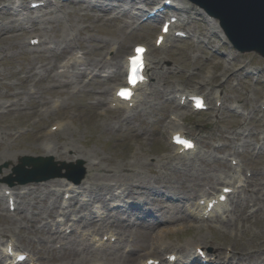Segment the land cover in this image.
<instances>
[{"label":"rangeland","instance_id":"obj_1","mask_svg":"<svg viewBox=\"0 0 264 264\" xmlns=\"http://www.w3.org/2000/svg\"><path fill=\"white\" fill-rule=\"evenodd\" d=\"M8 1L0 0V4ZM29 1L23 0L26 4ZM86 1L94 3L95 0ZM162 1L152 0L144 5L153 6ZM64 5L61 12H50L48 8L0 12V166L7 165L1 170L0 179L12 174V169L23 158L44 157L46 145H57L62 154L51 155L54 161L75 163L80 160L84 167L90 163L95 167V170H86L84 179L75 185L91 190L81 208V203L68 208L64 216L59 208L68 195L53 192L63 185L56 183L60 182L59 178L5 186L15 193H23L49 182V186L40 188L41 192L25 197L20 211H8L6 200H0V250L6 239L12 238L19 252L27 255L24 264H31L30 257L35 264H121V255L129 254L127 250L137 247L138 240L145 238L140 247L145 250L140 252L143 260L178 253L177 249L185 245L192 249L198 244L210 255L214 248L223 252L225 247L228 248L226 255L230 248L249 254L248 262L233 260L232 264H264V190L259 185L264 183V156L262 159L257 156L264 152V111L260 112L264 107V100H261L264 99V60L253 53L239 54L230 49L186 0L180 1L186 12L179 13L184 19L180 29L186 38L171 40L163 49L155 50L152 46L158 32L157 23L140 25L117 10L102 13L75 3ZM33 37L41 38L44 43L30 46L28 40ZM136 44H144L149 49L148 62L153 68L149 75L153 77L145 89L150 94L138 101L129 113L108 109L106 103L112 91L123 81L122 74L117 83L105 82L103 77L118 69L112 67L111 58L118 53L121 62ZM98 46L104 47L96 50ZM74 56L86 62L89 59L109 62L77 85L79 73L87 71L90 74L91 71L86 65L65 68V63ZM94 74L101 77L93 81ZM245 76L248 78L244 79ZM200 83L206 86L196 89ZM177 90L204 95L210 100V110L193 113L187 106L177 107L176 101L169 105V96ZM215 91H220L223 100L219 111L214 102ZM233 107L240 109L241 114L233 111ZM33 112L37 116L32 117ZM172 130L182 131L195 139L200 153L181 160L171 159L169 134ZM37 131L43 139L32 143L30 137ZM132 133H138L142 141L131 139ZM223 144L231 146L217 150ZM31 147L39 149L38 152ZM23 151L29 152L20 154ZM125 152L129 155L124 156ZM235 152L243 185L249 182V186L240 187L230 197L228 205L230 209L236 206L238 215L245 211L247 219L231 216L232 221L226 225L216 222L217 216L206 223L178 224L168 222L166 213L157 212L158 207L184 211L186 203L194 202L192 189L195 193L203 191L209 181L215 184L220 175L234 172L228 168L229 157H224ZM9 156L13 158L7 160ZM124 167L131 171H123ZM155 178L158 184L153 183ZM136 181H148L150 190L142 192L162 195V201L138 202L136 194L133 198L123 196L121 201H107L114 189ZM115 183L114 188L110 187ZM99 185L100 190L97 189ZM2 186L0 184V189ZM181 189L187 194L183 195ZM209 192L213 194L214 191ZM181 197L188 198L185 205L180 203ZM103 201L107 208L122 205L128 213L117 215L112 211L108 221L91 227L90 221L97 220L91 209L102 207ZM131 202L133 206L134 202L140 203L143 212H152V215L147 217L127 208ZM119 219H126L124 226L133 230L142 220L162 225L150 231L151 237L141 231L140 238L130 233L123 242L117 239L111 242L103 236L102 247L89 243V234L99 239L115 228H109L108 224H116ZM58 220L63 223L60 238L55 234ZM70 225L75 230H67ZM63 243L69 249L72 247L76 255H64L65 249L59 247ZM253 245L257 247L252 248ZM0 258L2 264H8L7 259Z\"/></svg>","mask_w":264,"mask_h":264},{"label":"bare ground","instance_id":"obj_2","mask_svg":"<svg viewBox=\"0 0 264 264\" xmlns=\"http://www.w3.org/2000/svg\"><path fill=\"white\" fill-rule=\"evenodd\" d=\"M23 1V0H21ZM44 3H43V6L42 7H49L51 5V0H43ZM109 0H96V2L100 3L99 5H96V4H91L89 7L91 9L95 8L97 9L98 11H104V12H109V11H115L113 10L114 8L111 7H107V5H105L106 2H108ZM119 1H125V0H119ZM149 0H129V4L134 6L136 9L135 10H139L140 11V8L139 7H136L137 5L143 3V2H148ZM174 1V0H173ZM104 3V4H103ZM171 4L172 6L177 9L178 11H181V12H184L186 11L185 8L181 7L179 4H177V1L175 2H172L171 1ZM6 8L8 9H14V8H20V7H24V4L22 2H19L17 3L16 1H8L7 5L5 6ZM208 20V25L210 27L211 30H214L216 33H218L219 35L221 34L220 33V30L217 26V23L212 20V19H209L207 18ZM181 19L179 18L178 19V22H180ZM177 23V22H176ZM175 24L171 25V26H174ZM33 31H35V28H33ZM11 33V32H10ZM166 38V37H165ZM165 43V42H164ZM164 43H162L161 47L164 46ZM104 46H98L96 48V50H102ZM156 46L154 45V48ZM153 48V49H154ZM118 54V53H117ZM117 54H114V56L111 58V64H112V67L114 68V66H117L118 69L116 71V73L112 74L111 72L109 74H107L104 78L105 82L109 83V82H117L119 81L120 79V76L123 72V69L126 67V59L123 60L121 62H119L118 59H120ZM114 61V63L112 62ZM107 60L105 61H102V60H90L89 59V62L86 63V65L89 67V70L91 71V73L94 72L95 69H103L105 68V65L107 64ZM157 64L159 63V60L156 61ZM83 64V60L78 57V56H74L72 57L69 61H67L64 65V67H69V66H72L71 68L73 69H76L75 67L77 65H81ZM146 64H147V71H151L152 70V67L150 66V64L148 63L147 59H146ZM89 76V73H87V71H83V72H80L79 75L77 77H79V79H77V85L81 84L83 82V79L84 78H88ZM151 76L153 77V74H151ZM97 78H99V76H97V74H94L92 76V80H97ZM148 78V76H147ZM118 89V88H117ZM117 89H115V92L117 91ZM115 92H114V95L112 96V98L109 100V102H107L106 104L108 105V109H111L112 106H115L117 108H122L124 109L126 112H129L130 108H129V103H125V102H122V101H119L116 97H115ZM145 92V90L143 89V87H138L137 90H136V95L133 97V99L130 101L133 105H135V103L137 102V100L139 99V97ZM191 94H187L185 92H181L179 97H178V105H180V102L181 100L183 99V97L185 96V99H187V97H189ZM99 96H102V93L99 95ZM132 105V106H133ZM32 117L33 116H37V113L33 112L30 114ZM177 133L176 131L172 132L170 134V136H172L173 134ZM43 139V136L37 131V133L33 134L31 137H30V140L32 143H39L41 140ZM131 139L133 140H137V141H142V137L140 135H138V133H132V136H131ZM48 147H46V151L44 152V156H51V155H55V156H60L62 153H61V149L59 148V146L57 145H52V146H49V145H46ZM35 153L38 152L39 149L35 148V147H31ZM27 152L29 151H23L21 152L20 154H26ZM189 154H192V151H188V152H181V149L179 147H174V154L172 155L173 158H180V157H185ZM79 155V154H78ZM124 156H128L129 155V152H125L123 153ZM80 158H86L85 156L83 155H79ZM6 158V157H5ZM3 158V160L5 159ZM13 157L12 156H9L7 157V160H11ZM259 159H261V157L259 156ZM231 160H234V159H231ZM86 167V170L87 171H91V170H95V167H93L90 163L89 166H85ZM152 170V169H151ZM150 170V171H151ZM123 171H131V169L129 168H126L124 167ZM220 181L225 183L226 185L221 187V189L223 188H229L232 190V192L236 189L237 186H235L236 184H239L241 182V178L239 176V174L235 173V174H231L230 176H227V177H219ZM56 183H61L63 184L62 187H59V188H55L53 189L54 193L58 194V193H61L64 194V195H67L69 194V202H66L64 203L65 204V207L62 208L61 211H64V210H67L68 208H74L75 205H78L79 202L83 201L84 197H86L88 195V193L90 192L91 188H88V187H81L82 190L79 192V188L77 189L71 182H64V180H61L60 179V182H56ZM153 183H156L158 184V179L155 178L154 179V182ZM115 184H112L110 187H113L115 186ZM128 186L124 187L121 189V191L117 194H115V197H118V196H125L126 198H133L134 195L136 194L135 197H137L136 199L140 202H145V203H149L151 204V201L152 199H157L158 201H162L163 199V196L162 195H158V194H147L145 195L146 193H143L142 191L145 190L146 192L148 190H150L149 188V182H139V181H136L135 182H129L127 183ZM212 183L209 182L208 183V186L209 188L208 189H212L211 187ZM260 185V184H259ZM49 186V182L48 183H43V184H40L39 185V189H35V190H28L24 193H12L10 192L9 196L6 197V194H5V190H9L8 188L5 187V185H3V189L2 192L0 190V199H6L7 201V205H8V201L9 199H12L13 201V206H14V210H17V211H20V206H21V203L23 202V200L25 199V197L27 196H32L34 194H36L38 191L41 192V187H47ZM261 186V185H260ZM63 189V190H61ZM97 189L100 190V185L97 186ZM182 190V189H181ZM180 190V191H181ZM42 191H44L42 189ZM115 192V190H114ZM183 193V195L187 194V191L186 190H182L181 191ZM192 192H193V195H192V198L196 197L197 196V193H195V189H192ZM221 192V191H220ZM220 194V193H219ZM218 194V195H219ZM151 195V196H150ZM217 196H212L210 194H208L207 191H203L201 192L198 196V201L197 203L193 204L192 207H188V212L189 214L191 215V217L193 218H197V219H200L201 221H205V219H212L213 218V215L217 212H219L220 209H223L225 206H226V203H220L218 204L211 212H206V202L207 200L209 199H216ZM114 197V196H113ZM154 201V200H153ZM201 201L204 202L203 205H201ZM25 202L23 203V207L25 206ZM136 205H139V203H137ZM100 208H96L94 209V213L95 214H99L100 212ZM132 210L134 211H137L140 215H146V216H151L152 215V212H149V213H144L143 210L140 209V207L136 206L135 208L132 207ZM113 211H116L117 215H121L122 212L124 211L123 209L121 208H116L114 209ZM157 212H161L162 214H168L169 215V220L170 222H180V223H185L187 221V216H185L181 210H176V211H170V210H165L161 207H158L157 208ZM232 213H230V215H233L235 216L234 218L235 219H247V216L245 214V211L240 212V214L238 215V212H237V209L236 207H234V209L231 211ZM109 212H107V218L104 219V220H101V222H106L109 220ZM223 215V214H220V216ZM226 225H228V223L230 222V218L228 217V215H226ZM26 217V216H24ZM126 220H117L116 221V224L114 223H109L108 224V227L109 228H113L115 227L112 231H110L109 233H105L104 235H109V238L111 237H114L115 235L117 236L118 240H120V242L123 241V238L125 236H129L130 233H133L135 234L136 236H138L139 238L141 237L140 236V233L141 231L145 232L146 233V236L148 235L149 237L152 236V233L150 232L151 230H154L155 229V226L152 225L151 223H146L144 220H142L140 223H138L135 227V229L133 230L132 228H129L128 225L127 226H124V223H125ZM145 223V224H144ZM57 224H61V223H57ZM56 224V225H57ZM97 225V222L93 221L91 223V227H95ZM58 227V226H57ZM133 230V231H132ZM61 231V230H60ZM60 232L55 231V234H57V238L60 237ZM90 242L96 246H102L101 244V241L100 240H96L94 235H91L90 237ZM144 240L145 238H142V240H138L137 242V247L131 249L130 253L129 254H125V255H121L120 259H121V264H135L136 262H138L139 260H141L142 256L140 254V252H144L143 250H140V247H143V243H144ZM149 241V240H148ZM147 241V242H148ZM198 247V246H197ZM254 247H257V246H252V248ZM11 249V250H10ZM196 249V247L194 248V250ZM219 249V248H218ZM60 250H63V249H60ZM74 249L72 247H70V249L67 247L65 248V250L63 251V254L64 255H73L75 256L76 253L72 252ZM198 248L195 250V252H197ZM11 251L14 253V256L11 258L9 257V255H11ZM66 251H69L67 254ZM189 250L186 249L185 253L183 254V256L181 257H176L177 258V261L178 263L180 264H186L187 261L189 259H196L198 258L196 254L193 255V253L189 254ZM213 252H215V256L216 257H219L221 255H223L222 253H218L217 249H213ZM1 253V257H7V259H9V262L8 264H16L15 263V260L16 258L21 255L20 252L17 251V248L13 242V240L11 238H8L6 240V246H5V249L1 250L0 251ZM251 253V252H250ZM156 260V259H155ZM210 260V259H209ZM233 260H237V261H246L248 262L249 261V254L246 252V253H243L242 251H237V250H234V249H231V252L229 254V256L227 257V260L226 262H231ZM1 262V260H0ZM32 264V260L30 259V261ZM209 262V261H208Z\"/></svg>","mask_w":264,"mask_h":264},{"label":"water","instance_id":"obj_3","mask_svg":"<svg viewBox=\"0 0 264 264\" xmlns=\"http://www.w3.org/2000/svg\"><path fill=\"white\" fill-rule=\"evenodd\" d=\"M203 8L210 16L219 21L228 40L242 52H257L264 57V0H190ZM24 165L32 168L25 170ZM67 170L66 177L79 183L85 170L82 163L61 164ZM59 169H55L52 159L26 158L13 172L16 177H9L5 182L10 186L13 180L23 185L29 182H40L61 177Z\"/></svg>","mask_w":264,"mask_h":264},{"label":"snow or ice","instance_id":"obj_4","mask_svg":"<svg viewBox=\"0 0 264 264\" xmlns=\"http://www.w3.org/2000/svg\"><path fill=\"white\" fill-rule=\"evenodd\" d=\"M138 52L142 51V50H137ZM131 63L135 66L133 69H132V74L130 76V79H129V82L132 83L133 85L135 84L136 82V71L138 70V66L140 64V61H139V58H135L131 61ZM118 95H120L122 98H127L131 95V93L127 90V89H123L121 90L120 92H118ZM186 143V142H185Z\"/></svg>","mask_w":264,"mask_h":264}]
</instances>
